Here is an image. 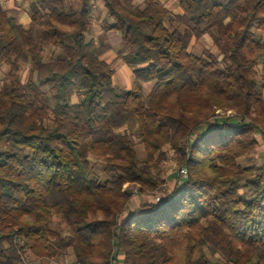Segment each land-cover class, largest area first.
I'll use <instances>...</instances> for the list:
<instances>
[{
    "label": "trees",
    "instance_id": "1",
    "mask_svg": "<svg viewBox=\"0 0 264 264\" xmlns=\"http://www.w3.org/2000/svg\"><path fill=\"white\" fill-rule=\"evenodd\" d=\"M3 1L0 264H264V164L239 163L264 145V0H179L177 14L161 0H33L27 27ZM98 2L112 23L95 40ZM205 35L221 61L191 52ZM171 152L186 179L163 176ZM126 184L151 200L136 207Z\"/></svg>",
    "mask_w": 264,
    "mask_h": 264
},
{
    "label": "rangeland",
    "instance_id": "2",
    "mask_svg": "<svg viewBox=\"0 0 264 264\" xmlns=\"http://www.w3.org/2000/svg\"><path fill=\"white\" fill-rule=\"evenodd\" d=\"M33 0H8V1H3V7L5 10H12L15 9V7L20 6V16L19 17V21L24 25V23L26 24L25 17H29V14L27 12L30 3ZM169 1V10L173 12V14H176V11L178 10V4H179V0H168ZM98 4H101V2H98ZM24 16V19H23ZM96 20V27L93 28V30L91 31V33L87 36V38L89 39H95L98 40L99 38V33L102 32V28L105 24V22H107V17H106V12L105 9H101L99 6H97V13L95 15V18H93V23ZM112 23V20L108 21V23ZM95 24V23H94ZM26 26V25H25ZM256 35L257 37L260 39L261 42L264 43V32H259L256 31ZM117 36L119 35L118 33H115ZM120 38V35L118 36ZM88 39V40H89ZM114 41V40H113ZM115 43V42H114ZM116 44V43H115ZM112 45V44H111ZM112 50L109 54H107L104 59L106 61H114L116 59V52L120 49L123 48V43L122 41H120L118 44L116 45H112ZM191 52L195 55V56H207L208 54H212L214 56H216L220 61L222 60V56L219 54V50L217 49V47L214 45L213 40L211 38L210 35H205L204 37H202L199 40H193L192 41V46H191ZM50 55V53H48V56ZM125 64L121 61H118L116 63H114V68L116 70V72L118 73L119 71V80H120V84L121 86H124L126 84L129 83V76H126V73H123L122 68L120 66H124ZM259 70H262V62L259 63L258 66ZM7 68L4 67L2 69H0V81L4 80V76L6 74ZM19 75L21 76L22 80L24 82H30V81H36L35 76L31 75L29 72V69L27 66H22L21 71L19 72ZM134 77L132 75V81H133ZM153 84H146L144 85V92L148 93L151 88H152ZM119 87L121 90H125V91H129L131 90V87ZM260 91L263 93L264 95V85H260ZM74 102H76V99H74ZM220 113H224L222 111H218ZM227 114H231V111H228ZM132 141L136 144V149H137V153H138V157L140 160H144L145 158V152L143 149V146L141 144H139L138 140L134 137H131ZM264 146V145H262ZM259 147L254 153H252L248 158H244L239 160V163L242 166H249V165H256V166H260L264 164V147ZM93 162V173L99 177L102 178H106L107 174L105 173V165L103 164V162L98 161L96 159H92ZM163 170V176H165L166 178H169V176L171 178L176 177V170L177 168V164L176 161L174 160L173 157V153L171 152L169 155V159L166 163L163 164L162 168ZM168 184V183H167ZM165 186V189H167V185ZM161 194V193H160ZM153 198H155V194L151 195ZM134 202L136 205L139 206L138 203H143V202H147L151 200L150 196H141V195H134L133 196ZM54 226L56 227V223L57 220H54ZM28 262H30V264H72L73 263V257L72 255H68V257L66 259H62L60 261H54V262H48L45 260H39L33 257H27L26 259Z\"/></svg>",
    "mask_w": 264,
    "mask_h": 264
},
{
    "label": "crops",
    "instance_id": "3",
    "mask_svg": "<svg viewBox=\"0 0 264 264\" xmlns=\"http://www.w3.org/2000/svg\"><path fill=\"white\" fill-rule=\"evenodd\" d=\"M134 2L135 3H137V4H139V5H142L143 4V2H144V0H134ZM161 2L163 3V4H165L167 7H168V9H169V1L168 0H161ZM97 6H99L101 9H104V6H103V4L101 3V4H98V3H94L93 4V15H92V23H93V18H95V15H96V13H97ZM179 12V6H178V10L176 11V14ZM20 18H21V16H20ZM23 19H24V16H23ZM25 22H26V24L24 23V25L19 21V23L21 24V25H23V26H25V27H27L28 25H29V23H30V18L29 17H25V20H24ZM95 23V24H94ZM94 23H93V25H94V27H96V20L94 21ZM99 35H102V32H100L99 33ZM119 36V35H118ZM116 34H115V32H110V33H108L107 34V38H108V42L110 43V45L112 44V45H116V44H118L120 41H122V39H121V36H120V38L118 37ZM114 40V41H113ZM116 44H115V43ZM111 45V46H112ZM121 68H122V71H123V73H126V76L128 77H130L129 79V83L128 84H126V85H124V86H121V84H120V80H119V71H118V73L116 72V75H115V82H116V85L118 86V87H131V89H132V85H133V81H132V75H133V73H132V70L127 66V65H124V66H120ZM146 85V84H145ZM167 190H169V188H168V186H167ZM141 196H144V195H141ZM143 203H145V202H143ZM143 203H138L139 205H141V204H143ZM134 204H135V202H134ZM135 206L137 207L138 205H136L135 204Z\"/></svg>",
    "mask_w": 264,
    "mask_h": 264
},
{
    "label": "built area",
    "instance_id": "4",
    "mask_svg": "<svg viewBox=\"0 0 264 264\" xmlns=\"http://www.w3.org/2000/svg\"><path fill=\"white\" fill-rule=\"evenodd\" d=\"M76 1H78V0H76ZM218 113H219V114H222V113H220V112H218ZM176 173H178L179 178L182 179V180L187 178V170H186L185 168L177 169V170H176ZM124 189H125V190H131L133 196L138 194V188L135 187L134 185L126 184V185L124 186ZM154 194H155V196H156V198H157V201H160V196H161V194H160L158 191H156ZM23 260H24V261H23L24 264H30V262H28L26 259L23 258ZM39 260H40V259H39ZM61 264H62V263H61Z\"/></svg>",
    "mask_w": 264,
    "mask_h": 264
}]
</instances>
